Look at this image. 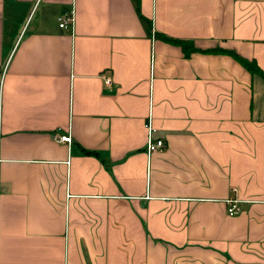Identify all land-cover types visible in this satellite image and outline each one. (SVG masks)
Masks as SVG:
<instances>
[{
	"label": "crops",
	"instance_id": "crops-1",
	"mask_svg": "<svg viewBox=\"0 0 264 264\" xmlns=\"http://www.w3.org/2000/svg\"><path fill=\"white\" fill-rule=\"evenodd\" d=\"M0 100V264H264V0H0Z\"/></svg>",
	"mask_w": 264,
	"mask_h": 264
},
{
	"label": "built area",
	"instance_id": "built-area-1",
	"mask_svg": "<svg viewBox=\"0 0 264 264\" xmlns=\"http://www.w3.org/2000/svg\"><path fill=\"white\" fill-rule=\"evenodd\" d=\"M58 25L63 28H69L73 23V14L72 12H63L57 16ZM104 81L107 85H110L112 79L110 75H105ZM0 122H1V100H0ZM55 139L64 142L71 141L70 133H58L54 135ZM165 146V141L162 137H154L152 135L151 128H149L148 139L145 145V150L147 153H150L153 150L162 148ZM240 210L239 200L235 197H230L227 199V212L229 214H235Z\"/></svg>",
	"mask_w": 264,
	"mask_h": 264
},
{
	"label": "trees",
	"instance_id": "trees-1",
	"mask_svg": "<svg viewBox=\"0 0 264 264\" xmlns=\"http://www.w3.org/2000/svg\"><path fill=\"white\" fill-rule=\"evenodd\" d=\"M149 26H150V23H149ZM157 34L160 35L162 38H164L167 41H170L172 43L180 45L185 54H189L190 52L197 51V50H202V51H223V52H228V53L232 54L236 59H238L247 68H249L251 70H254L255 68H257L255 63H252L248 59L238 55L233 50L223 49L221 47L201 49V48L196 47L191 41H189L187 39L169 37V36H166V35H163V34H160V33H157Z\"/></svg>",
	"mask_w": 264,
	"mask_h": 264
}]
</instances>
